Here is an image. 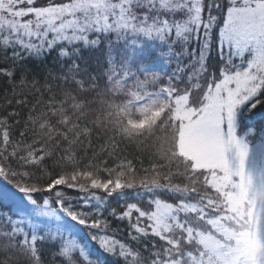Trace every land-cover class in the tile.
Segmentation results:
<instances>
[{
  "label": "snow or ice",
  "instance_id": "1",
  "mask_svg": "<svg viewBox=\"0 0 264 264\" xmlns=\"http://www.w3.org/2000/svg\"><path fill=\"white\" fill-rule=\"evenodd\" d=\"M104 41L103 65L93 71L77 63L75 45ZM214 43L219 59L212 63ZM61 44L71 46L58 54L69 62L44 69L46 76L93 79L102 69L109 83L132 89L128 106L142 104L143 114L170 100L181 113L177 125L215 146L221 167L189 169L202 174L201 191L167 181L74 189L67 179H50L39 186L20 170L25 165L0 164V207L9 208L0 211L7 242L0 264H264V256L249 254L252 239L264 240V0H0V76L10 85L16 77L28 83L33 72L24 53ZM0 143L7 151L8 141L0 136ZM125 190L149 199L109 209ZM253 209L261 214L253 218ZM109 216L127 221L126 235Z\"/></svg>",
  "mask_w": 264,
  "mask_h": 264
},
{
  "label": "trees",
  "instance_id": "2",
  "mask_svg": "<svg viewBox=\"0 0 264 264\" xmlns=\"http://www.w3.org/2000/svg\"><path fill=\"white\" fill-rule=\"evenodd\" d=\"M203 2L207 5L211 0ZM110 39L115 40V36ZM75 47L80 49L81 59L77 63L81 67L94 71L104 64L106 56L102 49H106L107 41L99 46L81 43ZM61 48L71 50V46L61 44L39 56L24 53L25 62L33 69L24 85L18 83L19 77L10 85L7 78L0 76V124L4 125L0 127V136L8 141L7 151L5 144L0 143V164L25 165L20 170L32 174L31 182L38 181L39 186L49 184L50 179L52 184L67 179L74 189H91L94 182L113 187L124 183L139 188L140 185L167 181L179 182L189 189L195 186L202 191V181L196 183L202 174L189 172L190 168L198 167L179 151L182 123L177 125L179 118L174 115L175 108L170 100L164 102L157 114H143L142 104L128 106V101L133 99L129 95L132 89L118 86L116 81L109 83L110 77L100 75L102 69L97 70L93 79H89L87 73H65L59 78L61 74L54 72L52 76H46L44 69L69 62L67 57L58 56ZM191 48L195 49L196 44L193 43ZM216 50L214 43L212 63L219 59ZM8 54H11L10 49ZM3 56L4 53H0V63ZM33 76L38 81L34 86L31 83ZM13 112L17 115L10 116ZM146 117L147 126L146 121L137 123ZM255 138L258 136H250V139ZM12 152L16 156L10 159ZM68 194L80 195L73 190H68ZM161 198L168 202L177 199L171 193H162ZM148 199L125 190L123 197L114 195L110 198L109 209L123 208L125 200L146 204ZM0 211L7 213L9 208L0 207ZM109 219L113 228L119 227L127 234V221L121 222L111 216ZM6 243L0 237V249ZM147 246L151 247V244ZM20 264L24 262L21 260Z\"/></svg>",
  "mask_w": 264,
  "mask_h": 264
},
{
  "label": "rangeland",
  "instance_id": "3",
  "mask_svg": "<svg viewBox=\"0 0 264 264\" xmlns=\"http://www.w3.org/2000/svg\"><path fill=\"white\" fill-rule=\"evenodd\" d=\"M166 99L161 98V102L156 106V108L153 110V115L157 114L158 111H160L161 107L164 105V102H166ZM145 103H147L145 101ZM143 107V105L141 106ZM142 113V112H141ZM174 115L178 118L181 117V113L178 112L176 109H174ZM147 117L143 119L141 122H137L139 124H143L146 121ZM135 123L136 121H132ZM184 124L182 123L181 131H180V137H179V151L186 157L190 158L194 165L198 168H219L221 167V162L219 159L218 152L215 148V146L207 144L202 141H197L193 139L191 136H188L185 134L184 131ZM222 132H225L226 129L221 126L220 129ZM221 192L223 190L221 189ZM239 206L241 208H247V204L245 203V197L240 196L237 198ZM261 209H253L252 210V216L253 218L258 217L261 214ZM252 244H259L264 245V240H261L259 238H254L250 241V245Z\"/></svg>",
  "mask_w": 264,
  "mask_h": 264
},
{
  "label": "clouds",
  "instance_id": "4",
  "mask_svg": "<svg viewBox=\"0 0 264 264\" xmlns=\"http://www.w3.org/2000/svg\"><path fill=\"white\" fill-rule=\"evenodd\" d=\"M249 254L251 256H264V245H259V244L250 245Z\"/></svg>",
  "mask_w": 264,
  "mask_h": 264
}]
</instances>
